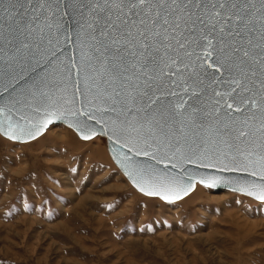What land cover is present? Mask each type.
I'll list each match as a JSON object with an SVG mask.
<instances>
[{
    "label": "snow or ice",
    "instance_id": "snow-or-ice-1",
    "mask_svg": "<svg viewBox=\"0 0 264 264\" xmlns=\"http://www.w3.org/2000/svg\"><path fill=\"white\" fill-rule=\"evenodd\" d=\"M69 42L76 55L62 61ZM42 60L46 75L13 96L11 81ZM73 74L71 97H57ZM5 80L18 111L78 103L85 127L99 116L137 156L196 157L264 182V0H0ZM153 173L148 195L180 198L177 177Z\"/></svg>",
    "mask_w": 264,
    "mask_h": 264
},
{
    "label": "rangeland",
    "instance_id": "rangeland-1",
    "mask_svg": "<svg viewBox=\"0 0 264 264\" xmlns=\"http://www.w3.org/2000/svg\"><path fill=\"white\" fill-rule=\"evenodd\" d=\"M0 264H264V203L202 186L146 197L101 137L0 135Z\"/></svg>",
    "mask_w": 264,
    "mask_h": 264
},
{
    "label": "water",
    "instance_id": "water-1",
    "mask_svg": "<svg viewBox=\"0 0 264 264\" xmlns=\"http://www.w3.org/2000/svg\"><path fill=\"white\" fill-rule=\"evenodd\" d=\"M60 48H63V55L60 56L62 61H67L70 56L76 55V49L71 42L68 44L61 43ZM45 64L46 60H42L39 67L34 63L35 72H25L19 84H17L16 80H12L11 85L17 89V92H13L12 95H17L21 86L25 88L31 87L33 80L38 81L40 77L46 75V71L41 70ZM47 71H51V68L47 69ZM76 79L77 77L73 74L71 80L67 83V92L57 91V97L66 95L70 98L71 93L75 91ZM25 80L28 81L27 84L24 83ZM8 83V80H5L3 84H0V135L8 141L29 143L43 135L50 127L63 125L72 130L80 140H85L84 136L92 137L85 141L97 137L103 138L113 165L117 167L133 189L143 196L157 197L166 204H174L188 196L195 190L197 185H200L210 190L240 194L258 203H264V200L258 198L264 195V182H261L258 176L253 177L250 174L251 169L248 172L222 170V165H208L207 161H202L196 157H193L191 161L173 158L171 161L165 159L163 163H157V161H153L150 157L143 154L137 156V148L133 147L131 143L126 144L124 138L118 139L117 134H114L111 130L112 126L104 125L99 116L95 118L98 123L89 121L88 126L85 127L82 122L83 116L76 117L73 115L76 109L81 108L78 103L72 105L60 102L55 107L41 108L39 114L31 109L18 111L16 107L9 103L11 87H8L7 91L5 90V85ZM81 87H83V84H81ZM76 95L78 99L81 98L80 93H76ZM21 115L25 117L23 121L19 119ZM45 121H51V123L44 127ZM5 131L14 132L17 138H11V134L5 135ZM157 160H159V157ZM153 170H155V174L161 176L170 174L172 177L178 178L179 183L175 186V189L179 194V199L175 198L173 193H164L169 195L167 200L163 198L164 194L160 196L147 194L153 187H159L157 180L154 178ZM201 181H204V183H201ZM209 185L212 186L210 187ZM141 187L145 191L142 192L140 190ZM184 190H187V195L184 194Z\"/></svg>",
    "mask_w": 264,
    "mask_h": 264
},
{
    "label": "bare ground",
    "instance_id": "bare-ground-1",
    "mask_svg": "<svg viewBox=\"0 0 264 264\" xmlns=\"http://www.w3.org/2000/svg\"><path fill=\"white\" fill-rule=\"evenodd\" d=\"M58 126H63V125H58ZM65 127V126H64ZM67 128V127H66ZM44 135V134H43ZM42 136V135H41ZM40 136V137H41ZM38 139V138H37ZM82 141H85V140H82ZM88 141H91V140H88ZM87 142V141H86ZM20 144H25V143H20ZM112 160V159H111ZM198 186H200V185H197L196 187H198ZM215 191V190H214ZM226 192H228V191H226ZM150 198V197H149ZM181 201V200H180ZM179 202V201H178ZM177 203V202H176Z\"/></svg>",
    "mask_w": 264,
    "mask_h": 264
}]
</instances>
